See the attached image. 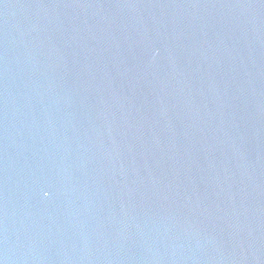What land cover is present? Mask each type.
<instances>
[{"label":"water","instance_id":"95a60500","mask_svg":"<svg viewBox=\"0 0 264 264\" xmlns=\"http://www.w3.org/2000/svg\"><path fill=\"white\" fill-rule=\"evenodd\" d=\"M0 264H264V0H0Z\"/></svg>","mask_w":264,"mask_h":264}]
</instances>
